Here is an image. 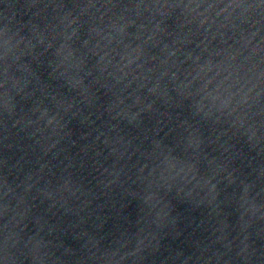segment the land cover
<instances>
[{"label": "water", "instance_id": "water-1", "mask_svg": "<svg viewBox=\"0 0 264 264\" xmlns=\"http://www.w3.org/2000/svg\"><path fill=\"white\" fill-rule=\"evenodd\" d=\"M59 0H0V131Z\"/></svg>", "mask_w": 264, "mask_h": 264}]
</instances>
